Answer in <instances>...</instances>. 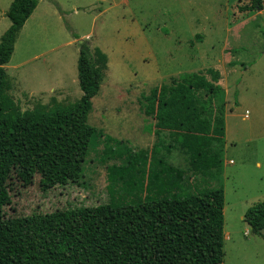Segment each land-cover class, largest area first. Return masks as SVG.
Listing matches in <instances>:
<instances>
[{"label": "rangeland", "instance_id": "rangeland-1", "mask_svg": "<svg viewBox=\"0 0 264 264\" xmlns=\"http://www.w3.org/2000/svg\"><path fill=\"white\" fill-rule=\"evenodd\" d=\"M262 1L261 9L247 12L238 7L250 0L38 1L17 38L12 64L43 53L21 70L28 73L27 81L41 86L56 80L65 87L57 97L10 90L22 112L44 105L52 115L30 123L25 147L9 174L4 219L15 222L17 243L9 248L1 223L0 264H212L216 249L211 244L219 238L224 242L221 264H264V228L256 235L243 220L249 206L264 201ZM10 3L0 0V11ZM4 23L10 24L7 17L0 22V36ZM72 39L74 45L66 43ZM81 41L108 58L84 124L74 107L81 90L71 55ZM54 57L62 61L56 67ZM209 68L220 73L223 87L215 99V106L224 105L222 171L215 177L196 175L188 170L186 155L173 149L165 156L185 171L178 176L169 166L152 162L157 138L154 120L143 113V95L186 73L209 77ZM88 127L121 141L116 158L104 157L101 137L95 132L91 140ZM130 153L137 157L130 159ZM111 166L124 167L113 175L114 190L108 179ZM153 178L173 184L174 193L190 203L216 201L198 197L204 188L223 190V224L177 234L176 226L184 224L180 220L194 224L188 205L158 204L140 213L142 219L125 218L135 222H129L130 228L138 226L134 236L114 237L122 219L105 204L111 198L133 203L170 193L162 182V192L154 191ZM162 225L170 227L167 235H141Z\"/></svg>", "mask_w": 264, "mask_h": 264}, {"label": "trees", "instance_id": "trees-1", "mask_svg": "<svg viewBox=\"0 0 264 264\" xmlns=\"http://www.w3.org/2000/svg\"><path fill=\"white\" fill-rule=\"evenodd\" d=\"M262 4V0H250L247 5H241L238 9L240 12L257 10L262 8ZM36 5L37 0H12L5 12L10 25L0 36V224L3 223L10 249L16 248L17 233L13 219H4V208L10 203L9 174L25 147L30 123L43 122L52 115L45 110L44 105H40V109L34 108L22 112L10 94L12 84L4 68L13 53L18 31L30 17ZM107 62L108 58L101 49L91 47L88 41L78 43L77 78L81 96L74 103V107L80 110L83 124L87 121V116L92 109V99L100 90ZM207 72L209 77L204 73H186L172 79L171 83H161L152 87L147 94L143 95V113L154 120L153 127L157 138L152 148V162L169 166L178 173V176L181 175L180 172L184 174L185 171L171 164L165 156L170 154L173 149L181 150L186 155L188 170L196 175L215 177L222 171L221 153L225 136L224 105L215 106V99L222 92L223 87L219 84L220 73L217 70L209 68ZM88 129L90 133L92 132L91 140L93 137H101L104 145V157L116 158L115 150L119 144L122 145L121 141L118 142L108 135H103L102 131L96 132L93 127H88ZM95 132L97 136H95ZM123 152L124 150H119V153L123 154ZM161 152L163 155L160 154ZM136 157L137 153L129 154L130 159ZM120 168L108 167V179L112 181L110 189H115L113 175L123 170L124 167ZM154 174L156 175L155 172ZM160 180L158 178L150 180V187L154 191L162 192L161 182L163 183V180L161 178ZM164 185L170 193L148 195L143 197V200L139 198L137 202L133 203H130L131 201L121 202L119 198L113 201L111 198V201L105 204L109 213H117L122 219L115 226L116 235L114 237L134 236L138 226L130 228L129 222H131V226H134L135 222L127 221L125 218L142 219L140 213L146 211L150 206L158 204L175 205L186 202L188 205L190 211L188 217L193 218L194 224L188 223L186 218L180 220L182 221L180 223L184 224L176 226L177 234L184 232L185 229L195 232L208 231L212 226L219 227L223 224V190L204 188V191H198V197H204L207 200V197L211 196L216 201L197 199L196 203H190V200L185 196L174 193L173 184ZM172 192L173 194L170 195ZM151 209L155 210L154 207ZM199 213H203V215ZM243 220L252 233L261 235L264 228V201L249 206L243 214ZM169 229L170 227L165 228L164 225L158 229L147 228L141 235L160 236L162 233L167 235ZM140 231L143 229L141 228ZM218 231L221 232V230ZM223 243V240L219 238L216 243L211 244L216 249V254H212L213 259L209 261L210 263L221 264L223 262ZM196 248L198 247L196 246L194 250ZM207 248L211 249L210 246H206Z\"/></svg>", "mask_w": 264, "mask_h": 264}, {"label": "crops", "instance_id": "crops-1", "mask_svg": "<svg viewBox=\"0 0 264 264\" xmlns=\"http://www.w3.org/2000/svg\"><path fill=\"white\" fill-rule=\"evenodd\" d=\"M10 1L12 2V0H10ZM38 1L39 0H37V4H38ZM6 10H7V7L6 8L3 7L1 9V11H0V22L2 20H5V18H6L5 17V11ZM34 10H33V12H34ZM33 12H32V14H33ZM26 24H27V21L22 26V28L18 31V33L16 35V39H15V43H14V50H13V53L11 55V58H10L9 62L6 65H4L6 73H7L8 77H9V79L11 81L12 89L16 88V89H18L20 91V93H25L29 97H33V96H35L37 94H39V95L42 94L43 96H49V97H54V96L57 97L58 96V95H56L57 91H61L65 87L64 86L65 82L64 83L63 82L62 83H56V80H55L54 83L50 82L48 84H42L41 86H35V84L32 81L31 82H30V80L27 81V78H28L27 74L28 73H26V71L25 72L21 71V70L24 69V67L27 64H30V62L39 60V58L42 56L43 53H36V54L28 56V58H24V59H22L23 57H20L19 60L16 61V63L12 64V58H13V54L15 52V48H16V44H17V38H18L20 32L26 26ZM6 25L7 24L4 23V28H2V34L9 27L10 24L8 26H6ZM75 41H76V39H72V40H70V41H68L66 43L74 45ZM51 49L54 50L53 47H51ZM71 55H72L74 61H76V67H77L78 49H74V51L71 53ZM52 59H53V61H51V63L53 65V67H56V66L60 65V63L62 62L59 59V57H54ZM107 64H108V62H107ZM9 69L11 70V74L10 73L8 74V70ZM21 75H24V76L22 77Z\"/></svg>", "mask_w": 264, "mask_h": 264}]
</instances>
